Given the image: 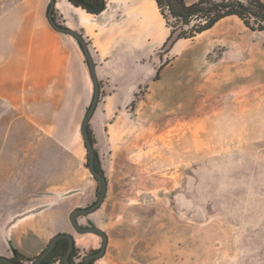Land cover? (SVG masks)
Segmentation results:
<instances>
[{
	"label": "rangeland",
	"instance_id": "rangeland-1",
	"mask_svg": "<svg viewBox=\"0 0 264 264\" xmlns=\"http://www.w3.org/2000/svg\"><path fill=\"white\" fill-rule=\"evenodd\" d=\"M112 2L89 17L92 29L53 12L85 41L99 84L89 131L107 189L95 212L77 218L108 239L91 264H264V24L249 19L253 31L227 17L169 49L170 30L196 20L177 24L154 3L148 36L128 40L119 37L124 8ZM48 3L0 0V65L9 43L25 41L23 28L46 20ZM92 96L89 80L79 119L67 114L52 129L56 142L14 121L0 99V257L15 249L24 258L58 234L74 239L71 264L100 248L69 223L99 193L80 135Z\"/></svg>",
	"mask_w": 264,
	"mask_h": 264
},
{
	"label": "crops",
	"instance_id": "crops-1",
	"mask_svg": "<svg viewBox=\"0 0 264 264\" xmlns=\"http://www.w3.org/2000/svg\"><path fill=\"white\" fill-rule=\"evenodd\" d=\"M67 2L69 1L55 0L54 9L61 13H74V19L82 28L92 29L94 25L89 18L92 16L79 8L68 6ZM114 2L123 6L125 14L119 37L123 36L128 40L147 37L149 24L156 16L154 0H132L131 4L129 0H113L112 3ZM48 7L49 3L47 11ZM45 21L37 25L31 23L23 28L25 41L18 37L15 41L8 42L10 47L3 52V62L0 65V99L15 111L14 121L27 128L40 130L53 140L51 131L57 127L59 119L66 121L67 114L71 117L69 121L79 119L78 107L84 105V88H88L90 75L76 40L55 32L49 26L47 18ZM64 28L71 29L69 26ZM67 42L70 48H67ZM27 226L31 227L33 224L28 223ZM30 234L34 236L30 240L42 242L34 231ZM86 241L90 240L79 239L81 246ZM43 249L30 255L20 254L32 260ZM9 253V256L3 257L12 259V250Z\"/></svg>",
	"mask_w": 264,
	"mask_h": 264
},
{
	"label": "trees",
	"instance_id": "trees-1",
	"mask_svg": "<svg viewBox=\"0 0 264 264\" xmlns=\"http://www.w3.org/2000/svg\"><path fill=\"white\" fill-rule=\"evenodd\" d=\"M70 3L71 1L68 0ZM157 7L160 9L163 4L168 11L170 18L177 24L188 26L192 20H196V25H193L189 31L183 29L172 28L164 46L167 45L169 49L182 39H190L196 35L202 34L210 30L217 22L227 17H237L245 27L254 31L249 25L248 20L253 19L258 23L264 24V6L257 0H252L251 3L243 5L237 1H213V0H198L194 3H186L185 0H154ZM73 5V3H71ZM76 6V5H73ZM77 7V6H76ZM105 8V0H99V7L95 11L85 10L91 16L99 15ZM162 15V14H161ZM163 16V15H162ZM55 21V20H54ZM56 22V21H55ZM57 23V22H56ZM59 25V24H57ZM60 26V25H59ZM264 31V25L257 29ZM89 138L93 144V140L89 131ZM95 152V166L96 170L102 174L98 156ZM66 246L62 245V241L57 242L55 249L44 259L42 264H62L61 259L65 254ZM74 250L71 258L74 256ZM35 259H24L20 257L18 252L12 249V261L17 264L25 262L33 263ZM71 262V260H70Z\"/></svg>",
	"mask_w": 264,
	"mask_h": 264
},
{
	"label": "water",
	"instance_id": "water-1",
	"mask_svg": "<svg viewBox=\"0 0 264 264\" xmlns=\"http://www.w3.org/2000/svg\"><path fill=\"white\" fill-rule=\"evenodd\" d=\"M54 6H55V0H49V7L47 11V21L49 26L57 33L65 34L71 36L73 39L76 40L78 45L81 48L82 54L84 56L85 62L88 66L90 80L93 88V96L92 100L90 102V105L82 119L81 125H80V133L83 140L84 147L87 152V169L89 171V174L91 177L98 183L99 185V193L97 196L96 201L88 208L85 209H75L70 213L69 216V223L73 227V229L76 231L77 234L83 235V234H93L101 239V245L99 250L95 253L89 254L83 261V264H90L91 261H95L98 259H101L104 254L107 247V236L106 234L101 231L100 229L96 227H81L77 223V218L84 217L92 214L95 212L102 204L105 195H106V189H107V182L103 174L99 173L96 170L95 166V152L93 148V144L89 138L88 133V125L89 122L94 114V111L97 107L98 98H99V84L95 73V66L93 64V61L91 59L90 53L87 49V45L83 38L76 32H74L71 29L64 28L62 26L57 25V23L53 19V12H54ZM66 241L67 242V248L66 252L63 255L61 259L62 264H71L70 262V255L74 250V239L69 234H58L52 237L45 247V249L35 258L33 263L31 264H42L45 258L55 249L57 242L59 241ZM0 264H17L12 261V259L0 257Z\"/></svg>",
	"mask_w": 264,
	"mask_h": 264
},
{
	"label": "flooded vegetation",
	"instance_id": "flooded-vegetation-1",
	"mask_svg": "<svg viewBox=\"0 0 264 264\" xmlns=\"http://www.w3.org/2000/svg\"><path fill=\"white\" fill-rule=\"evenodd\" d=\"M71 1V3H73V5H76V6H74V7H76V8H81L82 10H90V11H95L98 7H99V0H70ZM102 12H104V10L102 11ZM101 12V13H102ZM100 13V14H101ZM99 14V15H100ZM60 242V241H59ZM62 245L64 246H66V248H67V242L66 241H64V240H62ZM99 250V249H98ZM66 252V251H65ZM97 252V251H96ZM72 254V253H71ZM70 260L72 259L71 258V255H70V258H69ZM93 261H91V263H92ZM90 263V264H91Z\"/></svg>",
	"mask_w": 264,
	"mask_h": 264
}]
</instances>
